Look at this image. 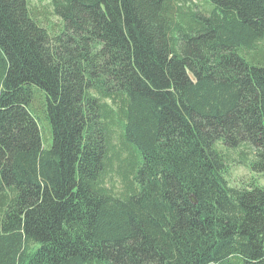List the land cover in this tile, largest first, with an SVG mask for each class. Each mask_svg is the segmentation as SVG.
Listing matches in <instances>:
<instances>
[{
    "label": "trees",
    "instance_id": "trees-1",
    "mask_svg": "<svg viewBox=\"0 0 264 264\" xmlns=\"http://www.w3.org/2000/svg\"><path fill=\"white\" fill-rule=\"evenodd\" d=\"M50 5L0 0V264H264V0Z\"/></svg>",
    "mask_w": 264,
    "mask_h": 264
},
{
    "label": "rangeland",
    "instance_id": "rangeland-1",
    "mask_svg": "<svg viewBox=\"0 0 264 264\" xmlns=\"http://www.w3.org/2000/svg\"><path fill=\"white\" fill-rule=\"evenodd\" d=\"M29 6L31 10L34 12V14L42 20L44 25H49L50 23L53 24V26L56 28L61 25L60 18L55 15L52 11L50 0H28ZM41 99L38 95V100L35 101V103L38 105V101ZM47 122V121H46ZM48 126V128H47ZM49 125L42 120L41 123V131L43 133L42 138L46 137L45 142L48 140L49 133ZM44 136V137H43ZM49 141H51V137L49 136ZM220 141L217 143V146L222 149L223 152H227V149H229V154L226 159V178L232 185L237 186H245L247 185L248 181L251 180L253 174V170L251 168L250 161H247V159L251 158L252 154L250 152V148H245L247 145L245 143H241L240 145L236 147H226L221 144H219ZM222 146V147H221ZM224 148V149H223ZM237 148V149H236ZM244 148L246 150H244ZM235 149V150H234ZM245 151V154L247 157L244 158V160L241 159V156L239 155V151ZM247 161V162H246ZM246 162V163H245ZM255 176L262 181L260 178V175L255 174ZM108 183L111 184L113 182L114 189L117 193H119L121 190L124 189L121 177L115 172L112 171L109 176L107 177ZM222 264H244V261L242 258L238 256H234L230 258L229 260L225 261Z\"/></svg>",
    "mask_w": 264,
    "mask_h": 264
},
{
    "label": "water",
    "instance_id": "water-1",
    "mask_svg": "<svg viewBox=\"0 0 264 264\" xmlns=\"http://www.w3.org/2000/svg\"><path fill=\"white\" fill-rule=\"evenodd\" d=\"M191 199H193V196H191Z\"/></svg>",
    "mask_w": 264,
    "mask_h": 264
}]
</instances>
